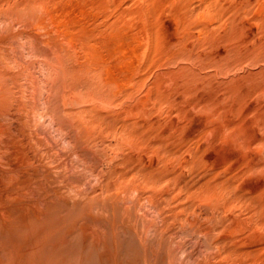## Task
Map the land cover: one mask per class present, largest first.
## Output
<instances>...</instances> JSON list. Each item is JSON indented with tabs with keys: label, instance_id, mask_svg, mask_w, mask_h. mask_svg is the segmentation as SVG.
Instances as JSON below:
<instances>
[{
	"label": "rangeland",
	"instance_id": "374dc122",
	"mask_svg": "<svg viewBox=\"0 0 264 264\" xmlns=\"http://www.w3.org/2000/svg\"><path fill=\"white\" fill-rule=\"evenodd\" d=\"M0 253L264 264V0H0Z\"/></svg>",
	"mask_w": 264,
	"mask_h": 264
},
{
	"label": "bare ground",
	"instance_id": "6f19581e",
	"mask_svg": "<svg viewBox=\"0 0 264 264\" xmlns=\"http://www.w3.org/2000/svg\"><path fill=\"white\" fill-rule=\"evenodd\" d=\"M122 111H123V110H122ZM114 112H115V111H114ZM210 114H211V113H210ZM218 115H219V114H218ZM122 116H123V115H122ZM234 116H235V115H234ZM244 116H245V115H244ZM108 118H109V117H108ZM171 118H172V117H171ZM166 123H167V122H166ZM170 123H171V122H170ZM118 125H119V124H118ZM103 127H104V126H103ZM109 127H110V126H109ZM212 127H213V126H212ZM214 127H215V126H214ZM205 128H206V127H205ZM239 128H240V126H239ZM116 129H117V128H116ZM163 129H164V128H163ZM219 130H220V129H219ZM174 131H175V130H174ZM134 132H135V131H134ZM123 133H124V131H123ZM110 134H111V133H110ZM178 134H179V133H178ZM229 134H230V133H229ZM221 135H222V134H221ZM123 136H124V135H123ZM173 136H174V135H173ZM225 137H226V136H225ZM235 139H236V138H235ZM222 141H223V140H222ZM152 142H153V141H152ZM152 144H153V143H152ZM221 145H222V144H221ZM221 145H220V146H221ZM183 148H184V147H183ZM166 149H167V148H166ZM212 149H213V148H212ZM167 150H168V149H167ZM169 151H171V150L169 149ZM137 153H138V152H137ZM166 153H167L168 156H170V155L168 154V152H166ZM196 153H197V152H196ZM162 154H164L163 151H162ZM172 154H173V153H172ZM174 154H175V153H174ZM122 155H123V154H122ZM165 155H166V154H165ZM165 155H163V156H165ZM167 155H166V157H167ZM190 155H191V154H190ZM137 156H138V155H137ZM120 157H121V156H120ZM215 157H216V156H215ZM126 158H128V157H126ZM158 158H159V157H158ZM124 159H125V158H124ZM124 159H122V160H124ZM128 159H129V158H128ZM130 159L132 160V158H130ZM136 159H137V158H136ZM149 159H150V158H149ZM159 159H160V158H159ZM159 159H158V160H159ZM163 159L165 160L166 158H163ZM167 159H168V158H167ZM167 159H166V160H167ZM164 160H163V161H164ZM169 160H171V159H169ZM169 160H168V161H169ZM182 160H183V159H182ZM124 161H126V160H124ZM124 161H122V163H123ZM127 161H129V160H127ZM159 162H160V161H159ZM129 163H130V162H129ZM160 163H162V162H160ZM118 164H119V163H118ZM118 164H117V165H118ZM126 164H127V162H126ZM156 164H157V163H156ZM124 165H125V164H124ZM129 165H130V164H129ZM139 165H140V164H139ZM164 165H165V164H164ZM160 166H161V165H160ZM119 167H120V166H119ZM153 167H154V166H153ZM153 167H152V168H153ZM161 167H162V166H161ZM125 168H127V166H126ZM129 168H130V167H129ZM163 168H164V167H163ZM169 168H170V166H169ZM116 169H117V167H116ZM179 169H180V168H179ZM118 170H119V169H118ZM125 170H126V169H125ZM144 170H145V169H144ZM146 170H147V169H146ZM146 170H145V171H146ZM148 170H149V169H148ZM153 170H155V169L153 168ZM169 170H170V169H169ZM171 170H172V169H171ZM122 171H123V169H122ZM122 171H121V172H122ZM149 171H150V170H149ZM149 171H148V172H149ZM195 171H197V169H196ZM203 171H204V170H203ZM117 172H118V171H117ZM150 172H151V171H150ZM138 173H139V172H138ZM152 173H153V172H152ZM152 173H151V174H152ZM155 173H157V172H155ZM174 173H175V172H174ZM195 173H196V172H195ZM118 174H119V173H118ZM139 174H140V173H139ZM139 174H138V175H139ZM143 174H144V173H143ZM146 174H147V173H146ZM151 174H150V176H152ZM191 174H192V173H191ZM196 174H197V173H196ZM138 175H137V176H138ZM147 175H148V174H147ZM147 175H146V177H147ZM178 175H179V174H178ZM200 175H201V174H200ZM202 175H203V174H202ZM120 176H121V174H120ZM122 176H123V175H122ZM158 176H159V175H157V178H158ZM170 176H172V175L170 174ZM125 177H126V176H125ZM133 177H135V176H133ZM154 177H155V176H154ZM178 177H179V176H178ZM197 177H199V176L197 175ZM197 177H196V178H197ZM148 178H149V180H150V177H148ZM151 178H152V177H151ZM155 178H156V177H155ZM160 178H161V177H160ZM160 178H159V179H160ZM162 178H163V176H162ZM162 178H161V179H162ZM171 178H172V177H171ZM180 178H181V177H180ZM196 178H195L194 181H198ZM133 179H135V178H133ZM136 179H137V178H136ZM153 179H154V178H152V180H153ZM177 179H178V178H177ZM181 179H182V178H181ZM203 179H204V178H203ZM203 179H202V180H203ZM207 179H208V178H207ZM207 179H206V181H207ZM156 180H157V179H156ZM163 180H165V179H163ZM190 180H191V179H190ZM200 180H201V179H200ZM119 181H121V180H119ZM154 181H155V179H154ZM194 181H193V182H194ZM204 181H205V180H204ZM150 182H152V181H150ZM163 182H164V181H163ZM178 182H180V181L177 180V183H178ZM188 182H189V181H188ZM198 182H199V181H198ZM200 182H201V181H200ZM200 182H199V183H200ZM211 182H212V180H211ZM134 183H136L135 180H134ZM145 183H146V182H145ZM155 183H156V181H155ZM161 183H162V182L160 181V184H161ZM170 183H171V181H170ZM175 183H176V181H175ZM180 183H182V182H180ZM180 183H179V184H180ZM183 183H184V182H183ZM185 183H187V182H185ZM190 183H191V182H190ZM205 183H206V182H205ZM137 184H138V182H137ZM139 184H140V183H139ZM156 184H158V183H156ZM156 184L153 183V185H156ZM163 184H164V183H163ZM166 184H167V183H166ZM172 184H173V183H172ZM172 184H171V185H172ZM202 184H203V183H202ZM208 184L210 185L209 182H208ZM140 185H141V184H140ZM151 185H152V184H151ZM161 185H162V184H161ZM182 185H183V184H182ZM186 185H187V184H186ZM186 185H185V186H186ZM193 185H195V184H193ZM141 186H143V185H141ZM157 186H159V185H157ZM174 186H177V187H178L179 185H176V184H175ZM189 186H190V185H189ZM195 186H196V185H195ZM204 186H205V185H204ZM204 186H203V187H204ZM213 186H214V185H213ZM134 187H135V186H134ZM144 187L147 188L146 185L143 186L142 188H144ZM148 187H149V185H148ZM163 187H164V186H163ZM187 187H188V186H187ZM191 187H192V186H191ZM191 187H189V188H191ZM205 187H206V186H205ZM205 187H204V188H205ZM136 188H138V187H135V189H136ZM170 188H171V187H170ZM201 188H202V187H201ZM227 188H228V187H227ZM138 189H139V188H138ZM149 189H150V188H149ZM153 189H154V188H153ZM153 189H151V190H153ZM158 189H159V188H158ZM191 189L193 190V188H191ZM212 189H213V188H212ZM222 189H223V188H222ZM136 190H137V189H136ZM155 190H156V189H155ZM182 190H183V189H182ZM185 190H186V188H185ZM198 190H199V189H198ZM201 190H202V189H201ZM205 190L208 191L209 189H205ZM220 190H221V189H220ZM141 191H142V190H141ZM153 191H154V190H153ZM158 191H159V190H158ZM160 191L162 192V190H160ZM163 191H164V189H163ZM186 191H188V189H187ZM196 191H197V190H196ZM222 191H223V190H222ZM230 191H231V190H230ZM155 192H156V191H155ZM179 192H180V191H179ZM188 192H190V191H188ZM192 192H193V191H192ZM192 192H191V193H192ZM198 192H200V190H199ZM198 192H197V193H198ZM213 192H214V191H213ZM143 193H144V192H143ZM152 193H153V192H152ZM181 193H183V191H182ZM224 193H225V190H224ZM192 194H193V193H192ZM192 194H191V195H192ZM226 194L229 195L228 192H227ZM151 195H152V194H151ZM153 195H154V194H153ZM153 195H152V196H153ZM155 195H156V194H155ZM161 196H162V195H161ZM161 196H160V197H161ZM179 196H180V195H179ZM179 196H178V197H179ZM224 196H225V194H224ZM147 197H148V196H147ZM156 197L159 198V196H157V195H156ZM163 197H164V196H163ZM103 198H104V197H103ZM115 198H116V197H115ZM118 198H120V197H118ZM149 198H150V197H149ZM196 198H197V197H196ZM212 198H213V197H212ZM227 198H229V197H227ZM230 198H231V197H230ZM230 198H229V199H230ZM116 199H117V198H116ZM225 199H226V198H225ZM117 200H118V199H117ZM150 200H151V199H150ZM152 200H153V199H152ZM209 200H210V199H209ZM114 201H115V200H114ZM119 201H120V200H119ZM165 201H166V200H165ZM226 201H227V200H226ZM226 201H225V202H226ZM106 202H107V201H106ZM153 202H154V200H153ZM110 203H111V202H110ZM202 203H203V202H202ZM208 203H210V202H208ZM214 203H215V202H214ZM214 203H210V204H214ZM152 204H153V203H152ZM154 204H156V203H154ZM162 204H163V203H162ZM162 204H161V205H162ZM198 204H199V203H198ZM215 204H216V203H215ZM115 205H116V204H115ZM174 205H175V204H174ZM106 206H107V205H106ZM108 206H109V205H108ZM149 206H150V204H149ZM208 206H209V205H208ZM111 207H112V206H111ZM150 207H151V206H150ZM152 207H153V205H152ZM154 207H155V206H154ZM154 207H153V208H154ZM159 207H160V206H159ZM159 207H158V208H159ZM180 207H183V206H180ZM209 207H210V206H209ZM252 207H253V206H252ZM167 208H168V207H167ZM154 209H155V208H154ZM111 210H113V209L111 208ZM115 210H116V209H115ZM157 210H159V209H157ZM210 210H211V209H210ZM160 212H161V210H160ZM157 213H159V212H157ZM208 213H209V212H208ZM216 213H217V212H216ZM159 214H161V213H159ZM177 216H178V215H177ZM210 216H211V215H210ZM214 216H215V215H214ZM223 216H224V215H223ZM158 217H159V215H158ZM178 217H179V216H178ZM113 218H114V217H113ZM181 218H182V217H181ZM214 218L216 219V217H214ZM214 218H213V220H214ZM158 219H160V218H158ZM176 219H177V218H176ZM179 219H180V218H179ZM163 220H164V219H163ZM186 220H187V219H186ZM216 220H217V219H216ZM160 221H162V220H160ZM160 221H158V222H160ZM165 221H166V220H165ZM177 221H178V220H177ZM180 221H181V220H179V222H180ZM214 221H215V220H214ZM166 222H167V221H166ZM166 222H165V223H166ZM189 222H190V221H189ZM160 223H161V222H160ZM180 223H181V222H180ZM212 224H213V223H212ZM180 225H181V224H180ZM180 225H179V226H180ZM196 225H197V224H196ZM214 225H215V223H214ZM214 225H212L213 228L215 227ZM181 226H182V225H181ZM185 226H186V225H185ZM187 226H188V225H187ZM199 226H200V225H199ZM156 228H157V226H156ZM199 228H200V227H199ZM179 229H180V228H179ZM179 229H178V230H179ZM182 229H183V227H182ZM189 229H190V228H189ZM155 230H156V229H155ZM157 230H158V228H157ZM158 231H159V230H158ZM158 231H157V232H158ZM184 231H185V230H184ZM154 232H156V231H154ZM160 232H161V231H160ZM157 239H158V237H157ZM17 243H18V242H17ZM49 245H50V244H49ZM49 245H46V246H48V249H49V247H50ZM56 245H57V244H56ZM46 246H45V247H46ZM51 246H52V244H51ZM11 247H13V246H11ZM57 247H58V246H57ZM139 247H141V246L139 245ZM142 247H144V246H142ZM7 248H8V247H7ZM33 248H34V247H33ZM50 248L53 249V247H50ZM17 249H18V248H17ZM24 250H25V249H24ZM44 250H45V248H44ZM46 250H47V248H46ZM10 251H11V250H10ZM15 251H16V250H15ZM15 251H14V253H15ZM19 251H20V250H19ZM32 251H33V250H32ZM42 251H43V250H42ZM47 251H48V250H47ZM47 251H45V253H48V252H49V251H48V252H47ZM21 252H22V251H21ZM21 252H20V253H21ZM220 252H221V251H220ZM37 253H38V252H37ZM43 253H44V252H43ZM0 254H1V253H0ZM3 254H4V253H3ZM22 254H23V253H22ZM49 254L51 255V253H49ZM49 254H48V255H49ZM46 255H47V254H46ZM50 255H49V256H50ZM14 257H16V256L14 255ZM30 257H33V255H32V256L30 255ZM1 258H2V256H1ZM12 258H13V257H12ZM14 259H15V258H14ZM58 259H59V258H58ZM11 260H12V259H11ZM60 260H61V259H60ZM64 260H65V259H64ZM64 260H63V261H64ZM15 261H16V259H15ZM40 261H41V260H40ZM3 262H4V261H3ZM44 262H45V259H44ZM44 262H42V264H43ZM58 262H59V261H58ZM13 263H14V262H13ZM62 263H63V262H62ZM120 263H121V262H120ZM48 264H49V263H48ZM115 264H117V263H115ZM118 264H119V263H118Z\"/></svg>",
	"mask_w": 264,
	"mask_h": 264
}]
</instances>
